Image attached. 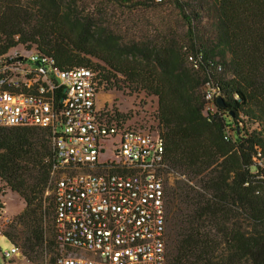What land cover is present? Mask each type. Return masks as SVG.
Masks as SVG:
<instances>
[{"label": "trees", "instance_id": "16d2710c", "mask_svg": "<svg viewBox=\"0 0 264 264\" xmlns=\"http://www.w3.org/2000/svg\"><path fill=\"white\" fill-rule=\"evenodd\" d=\"M109 1L175 6L186 43L158 34L140 48L141 68L125 75L90 20L78 24L56 0H0V56L24 46L53 58L61 70L92 69L100 93L118 88L120 75L129 77L131 91L156 97V133L174 173L166 189L167 264H264V0ZM206 84L216 92L211 101ZM53 164L46 131L0 127V182L25 205L18 220L28 263L47 245L43 203L52 199V218L53 198L44 194L51 191Z\"/></svg>", "mask_w": 264, "mask_h": 264}, {"label": "built area", "instance_id": "2783aa9c", "mask_svg": "<svg viewBox=\"0 0 264 264\" xmlns=\"http://www.w3.org/2000/svg\"><path fill=\"white\" fill-rule=\"evenodd\" d=\"M27 52L0 56V127L49 136L54 264H167L164 181L174 173L162 139L117 120L112 107L97 108L102 87L92 69L61 70L53 58ZM188 61L197 68L192 57ZM206 87L211 101L216 92ZM114 137L117 162L99 163L103 142ZM6 221L0 200V223ZM1 259L29 264L12 243Z\"/></svg>", "mask_w": 264, "mask_h": 264}, {"label": "rangeland", "instance_id": "374dc122", "mask_svg": "<svg viewBox=\"0 0 264 264\" xmlns=\"http://www.w3.org/2000/svg\"><path fill=\"white\" fill-rule=\"evenodd\" d=\"M56 3L60 6L62 14L69 13L72 17L77 15L78 24H83L84 20L87 19L95 25V31L99 29L101 40L107 42L108 53L111 51L110 53L114 55V66L124 72L125 75H130L129 70L133 68H141L142 60L139 50L149 39H156L158 34H171L179 46L186 43L187 28L178 9L173 5L143 9L139 7L128 8L123 4L109 0H56ZM28 50L24 46H18L8 53L21 52L27 57L29 52L24 51ZM93 64L106 71L109 70L100 60L94 59ZM116 79L119 87L101 93L102 105L99 109L112 107L113 110L119 112V116L126 119L127 124H130L131 127L156 132L157 98L146 95L143 91H131L127 76L117 75ZM118 143V137L108 138L103 142L104 152L99 156V163L108 160L117 162L114 150L118 147ZM171 185H173V175H168L164 181L166 199V189ZM0 193H3L0 200L4 214L8 219V221L0 223V264H18L20 261L10 263L2 261L1 252L9 250L11 243L20 248L24 245L26 240L25 235H23L25 228L20 224L18 216L23 212L25 205L16 193L11 192L1 182ZM48 196H51L50 192L44 194V199ZM51 203L52 199H46L43 203L44 208H48L42 224L47 245L40 250L36 261L29 262V264H50L51 260L59 255L51 226L52 211L49 210ZM167 227L169 233V223ZM50 241H52L53 246H49ZM167 250H169L168 246Z\"/></svg>", "mask_w": 264, "mask_h": 264}, {"label": "crops", "instance_id": "0c3cea01", "mask_svg": "<svg viewBox=\"0 0 264 264\" xmlns=\"http://www.w3.org/2000/svg\"><path fill=\"white\" fill-rule=\"evenodd\" d=\"M101 98H102V94L99 93V94L97 95V99H96V107H97V108L101 107V105H102Z\"/></svg>", "mask_w": 264, "mask_h": 264}, {"label": "water", "instance_id": "95a60500", "mask_svg": "<svg viewBox=\"0 0 264 264\" xmlns=\"http://www.w3.org/2000/svg\"><path fill=\"white\" fill-rule=\"evenodd\" d=\"M216 104L218 107H224V103H223V100L221 98H217Z\"/></svg>", "mask_w": 264, "mask_h": 264}]
</instances>
